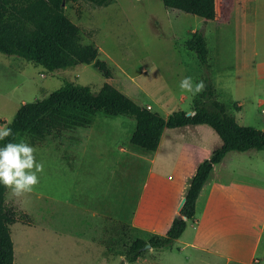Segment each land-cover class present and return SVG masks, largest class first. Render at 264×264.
I'll return each mask as SVG.
<instances>
[{"label": "crops", "instance_id": "obj_1", "mask_svg": "<svg viewBox=\"0 0 264 264\" xmlns=\"http://www.w3.org/2000/svg\"><path fill=\"white\" fill-rule=\"evenodd\" d=\"M260 8L258 11L255 5L253 15L240 11L254 21L247 24L246 40L236 63L235 75L221 65L218 82L211 76L217 100L223 103L222 93L227 94L238 111L245 99L264 102L260 99L264 96L261 93L264 92V58L258 49L261 33L258 25L263 5ZM216 21L217 10L215 19L206 21V27L208 22L215 24ZM213 28L217 35L225 26L215 24ZM55 55L58 66L50 67ZM66 56L63 51L54 50L47 63L52 68L51 73L65 65L63 58ZM220 56L219 51L215 63L220 61ZM212 69L210 64V71ZM238 69L241 75H236ZM258 89L261 92H257ZM187 113H194L193 103ZM114 118L65 101L37 119L22 139L32 146L45 144L48 148L61 150L64 178L71 180L69 194L63 198V203L68 209L76 210L74 217L81 221L71 220L72 224L78 221L76 224L82 228L81 233L88 225L95 229L100 217V220L116 219L149 233L165 234L172 220L180 214V201L197 166L222 142L209 125H185L164 129L157 149L149 151L131 144L134 126L130 119ZM42 123H46V139L37 136L26 141L27 132ZM255 152L254 149L230 151L213 166L196 200L194 218L186 222L172 250L161 249L157 258L140 257L132 263L124 260L122 264H234L251 258L252 262L246 264H264V176L259 163L261 153ZM30 194L34 196V205L25 203L23 197L12 196L8 188L5 195L6 203L29 214L32 220L31 224L16 222L10 227L13 264H62L55 260L43 262L45 248L51 249L52 253L54 249L53 245L49 248L48 240L69 241L75 235L71 234L70 228H63V232L67 229L68 233L54 230L57 220L64 218L58 200L36 191ZM241 225H249L254 230L240 237L235 230H241ZM45 230L53 233L44 234ZM227 237L229 239H225ZM246 237L251 238L249 243L245 241ZM38 238L43 241L40 246L35 241ZM174 252L182 255L180 263L169 262L162 256Z\"/></svg>", "mask_w": 264, "mask_h": 264}, {"label": "rangeland", "instance_id": "obj_2", "mask_svg": "<svg viewBox=\"0 0 264 264\" xmlns=\"http://www.w3.org/2000/svg\"><path fill=\"white\" fill-rule=\"evenodd\" d=\"M257 3L256 0H217L215 24L225 28L216 35L213 32L214 23L208 22L206 27V20L166 9L161 0H114L103 7H95L86 1H68L64 4L65 13L74 23L94 31V40L99 48L98 58L106 61L112 68V79L104 78L92 64L79 63L61 48L56 49L67 55L63 58L65 65L54 73H51L52 68L48 66H39L22 58L0 53V125L11 120L22 103L45 97L64 81L88 86L92 92L113 95L117 99L121 98L122 101L144 107L150 106L151 111L164 117L175 110L187 112L192 108L194 98L197 95L200 97L201 92L196 95L184 92L179 88V83L186 76L192 77L194 82L202 81L203 69L196 54L185 47V40L193 31L203 30L208 50L211 82L213 83L212 75L218 82L221 65L226 66V70L233 71L232 76H234L236 63L241 58L240 53L246 40L247 24L254 21L250 17H244L240 11L245 10V14L253 15L252 9L255 5L258 11L263 5L258 25L261 30L258 49L259 54L264 58V0H257ZM219 51L221 52L220 61L215 63V56ZM57 61L58 56L55 55L50 62V67L58 66ZM210 64L213 67L212 71H210ZM236 75H241L239 69ZM257 92H261V89ZM261 93L264 94V92ZM222 95L223 103L227 104L226 113L236 117L238 124L264 130L261 110L264 102H259L258 99L253 102L246 99L243 101L241 98L243 107L241 111H238L233 106L234 100L230 101L231 97L225 93ZM260 99L264 100V96ZM115 119L129 118L116 116ZM131 122L134 126L133 120ZM45 128L46 123L31 128L25 136L26 141H31L30 138L37 136L46 139ZM42 131L44 132L41 133ZM23 134L24 132L18 134L14 142L25 141L22 139ZM33 147L36 149L37 161L44 163V171L39 174V183L33 191L43 195L49 194L59 201L57 205L60 213H64V218L57 220L56 215L55 232L68 233L67 229L63 232V228H70L71 234L75 235L73 236L75 238L69 241L58 240V238L54 241L48 240L49 248L53 245L54 249L52 253L51 249L45 248L43 262L55 260L62 264H94V262L95 264H122L124 258L121 254L124 245L130 244L136 238L146 239L148 232L124 225L116 219L100 220L99 217L98 226L95 229L92 225H88L85 226V232L81 233L82 228L76 224L81 220L74 217L76 210L68 209L63 203V198L69 194L71 180L64 178L61 150L48 148L45 144ZM254 151L261 153L259 163L264 176V150ZM22 197L25 203L35 204L32 199L34 196L30 193ZM72 218L78 221L72 224ZM252 230H254L253 227L246 225L241 230L235 231L242 237L245 236L244 233L247 234ZM43 233L50 235L53 231L45 230ZM245 239L247 243L251 241V238ZM35 241L39 246L43 242L41 238ZM159 251L161 250L146 248L143 257L157 258ZM162 256L169 262L182 261V255L175 252L163 253ZM107 260L108 262L104 263ZM244 262L239 260L234 264L251 263L252 258ZM253 263H257L256 260H253Z\"/></svg>", "mask_w": 264, "mask_h": 264}, {"label": "trees", "instance_id": "obj_3", "mask_svg": "<svg viewBox=\"0 0 264 264\" xmlns=\"http://www.w3.org/2000/svg\"><path fill=\"white\" fill-rule=\"evenodd\" d=\"M68 1H86L95 7L108 6L114 0H0V53L16 56L28 62L46 67L56 48H61L81 64H92L106 79H112V68L98 58L99 48L94 31L74 23L65 13ZM166 9L198 16L204 20L216 17V0H161ZM193 51L203 69L205 89L193 101V114L175 110L166 117L155 111L111 95L92 92L88 86L64 81L45 97L22 103L11 119L13 136L0 141V147L14 142L18 134L25 132L37 119L54 106L68 101L109 117L124 116L134 122L131 144L155 151L166 128L185 125H209L222 144L209 158L199 163L184 192L185 201L180 209L182 217H175L165 234L149 233L146 239L136 238L124 245L122 256L132 263L143 257L149 244L153 250L173 249L174 242L192 220L198 195L208 180L213 166L227 152H244L250 149L264 150V130L242 126L228 115L225 105L216 98V90L210 80L208 50L203 30H195L184 42ZM7 188L0 184V264H13L14 248L10 227L16 222L31 224L29 214L6 203ZM124 224V223H122ZM126 225V224H124Z\"/></svg>", "mask_w": 264, "mask_h": 264}, {"label": "clouds", "instance_id": "obj_4", "mask_svg": "<svg viewBox=\"0 0 264 264\" xmlns=\"http://www.w3.org/2000/svg\"><path fill=\"white\" fill-rule=\"evenodd\" d=\"M179 88L196 95L205 89L203 81L194 82L190 76L184 77ZM12 121L0 125V141L13 136ZM36 149L29 143L9 141L0 147V184L10 189L14 197L31 193L39 183V174L44 171V163L37 161Z\"/></svg>", "mask_w": 264, "mask_h": 264}, {"label": "water", "instance_id": "obj_5", "mask_svg": "<svg viewBox=\"0 0 264 264\" xmlns=\"http://www.w3.org/2000/svg\"><path fill=\"white\" fill-rule=\"evenodd\" d=\"M187 114H190V113H187ZM184 201H185V198L183 197V198L181 199V201H180L179 209H181V207H182ZM176 217L180 218V217H182V216H181L180 214H178ZM145 248H150L149 244H147V245L145 246Z\"/></svg>", "mask_w": 264, "mask_h": 264}, {"label": "built area", "instance_id": "obj_6", "mask_svg": "<svg viewBox=\"0 0 264 264\" xmlns=\"http://www.w3.org/2000/svg\"><path fill=\"white\" fill-rule=\"evenodd\" d=\"M146 108L150 109V106H146ZM262 117L264 119V109L262 110Z\"/></svg>", "mask_w": 264, "mask_h": 264}]
</instances>
